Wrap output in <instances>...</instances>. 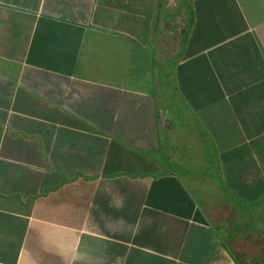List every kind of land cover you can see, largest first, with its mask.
Segmentation results:
<instances>
[{
    "label": "crops",
    "instance_id": "0c3cea01",
    "mask_svg": "<svg viewBox=\"0 0 264 264\" xmlns=\"http://www.w3.org/2000/svg\"><path fill=\"white\" fill-rule=\"evenodd\" d=\"M0 264H264V0H0Z\"/></svg>",
    "mask_w": 264,
    "mask_h": 264
},
{
    "label": "rangeland",
    "instance_id": "374dc122",
    "mask_svg": "<svg viewBox=\"0 0 264 264\" xmlns=\"http://www.w3.org/2000/svg\"><path fill=\"white\" fill-rule=\"evenodd\" d=\"M197 79V78H196ZM196 79H195V81H196ZM199 87H197V89L196 90H198V93H202L203 92V90H204V88L202 87V86H200V85H198ZM192 87V86H191ZM193 90H195V87L193 88ZM169 167H171V165L169 166Z\"/></svg>",
    "mask_w": 264,
    "mask_h": 264
}]
</instances>
